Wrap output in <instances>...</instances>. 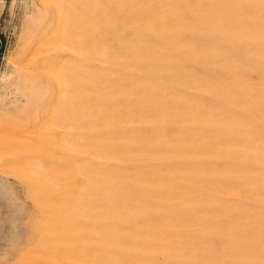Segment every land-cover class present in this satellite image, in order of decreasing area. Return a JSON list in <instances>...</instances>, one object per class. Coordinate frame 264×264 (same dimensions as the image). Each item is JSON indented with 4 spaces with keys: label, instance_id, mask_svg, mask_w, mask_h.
Instances as JSON below:
<instances>
[{
    "label": "rangeland",
    "instance_id": "374dc122",
    "mask_svg": "<svg viewBox=\"0 0 264 264\" xmlns=\"http://www.w3.org/2000/svg\"><path fill=\"white\" fill-rule=\"evenodd\" d=\"M0 264H264V0H0Z\"/></svg>",
    "mask_w": 264,
    "mask_h": 264
}]
</instances>
